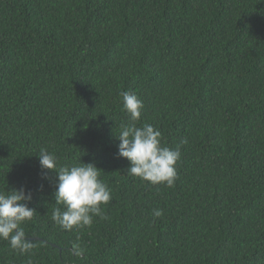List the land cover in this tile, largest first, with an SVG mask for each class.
Wrapping results in <instances>:
<instances>
[{
    "label": "trees",
    "instance_id": "16d2710c",
    "mask_svg": "<svg viewBox=\"0 0 264 264\" xmlns=\"http://www.w3.org/2000/svg\"><path fill=\"white\" fill-rule=\"evenodd\" d=\"M122 91L180 147L171 187L117 155ZM42 148L99 168L107 219L52 220ZM21 187L33 246L0 239V264H264V0H0V192Z\"/></svg>",
    "mask_w": 264,
    "mask_h": 264
},
{
    "label": "clouds",
    "instance_id": "9594fccd",
    "mask_svg": "<svg viewBox=\"0 0 264 264\" xmlns=\"http://www.w3.org/2000/svg\"><path fill=\"white\" fill-rule=\"evenodd\" d=\"M123 108L129 122L122 124L117 138V155L129 161L127 174L139 177L152 185L165 184L171 187L177 178L176 165L181 158L180 147L170 148L161 143V132L151 124L137 126L143 101L133 92L120 93ZM187 143L186 139L180 145ZM42 169L57 173V185L54 200L57 205L52 213V220L63 230L90 226L93 216L107 219L101 205L110 203L111 189L99 179V168L94 163H79L71 166H57L54 153L42 148L37 155ZM32 200L30 191L21 187L12 189L9 194L0 192V239L8 241L13 250L25 253L32 248L21 227L33 218L35 209L29 208ZM162 210L155 209L154 217H160ZM76 254L83 250L74 245Z\"/></svg>",
    "mask_w": 264,
    "mask_h": 264
}]
</instances>
